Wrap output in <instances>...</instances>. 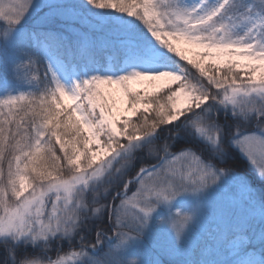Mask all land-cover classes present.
Returning <instances> with one entry per match:
<instances>
[{"label":"snow or ice","instance_id":"obj_1","mask_svg":"<svg viewBox=\"0 0 264 264\" xmlns=\"http://www.w3.org/2000/svg\"><path fill=\"white\" fill-rule=\"evenodd\" d=\"M0 264H264V0H0Z\"/></svg>","mask_w":264,"mask_h":264},{"label":"rangeland","instance_id":"obj_2","mask_svg":"<svg viewBox=\"0 0 264 264\" xmlns=\"http://www.w3.org/2000/svg\"><path fill=\"white\" fill-rule=\"evenodd\" d=\"M231 155L233 157L231 160H234V161L239 160L240 163H237V165H232L230 167L231 168L235 167L234 169H236L237 171L242 172L244 174H247L249 177H253V173L248 169L246 162L242 158H240L238 154H231ZM237 161H235V162H237ZM255 183L257 185H259L258 181H255Z\"/></svg>","mask_w":264,"mask_h":264},{"label":"trees","instance_id":"obj_3","mask_svg":"<svg viewBox=\"0 0 264 264\" xmlns=\"http://www.w3.org/2000/svg\"><path fill=\"white\" fill-rule=\"evenodd\" d=\"M237 161V160H235ZM234 160H230L229 163L226 165V167H230L232 165H237V163H240V161L238 160L237 162H235ZM235 168V167H234Z\"/></svg>","mask_w":264,"mask_h":264}]
</instances>
